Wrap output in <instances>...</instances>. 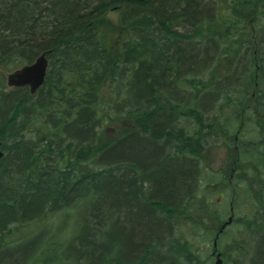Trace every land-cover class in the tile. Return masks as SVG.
<instances>
[{
    "label": "trees",
    "instance_id": "trees-1",
    "mask_svg": "<svg viewBox=\"0 0 264 264\" xmlns=\"http://www.w3.org/2000/svg\"><path fill=\"white\" fill-rule=\"evenodd\" d=\"M0 147V264H264V0H0Z\"/></svg>",
    "mask_w": 264,
    "mask_h": 264
},
{
    "label": "water",
    "instance_id": "water-1",
    "mask_svg": "<svg viewBox=\"0 0 264 264\" xmlns=\"http://www.w3.org/2000/svg\"><path fill=\"white\" fill-rule=\"evenodd\" d=\"M47 53L49 50L43 51L38 54L33 61L25 63L22 66L13 69L6 74V83L8 86H24L28 85L30 93H34L37 88L43 83L46 74V68L48 65ZM3 151L0 147V157ZM232 220L230 215L225 221H223L218 227L217 233L213 238V249L214 253L216 251V241L218 234L223 230V228L229 224ZM216 259L214 264H221L222 259L220 258V253H215Z\"/></svg>",
    "mask_w": 264,
    "mask_h": 264
},
{
    "label": "rangeland",
    "instance_id": "rangeland-1",
    "mask_svg": "<svg viewBox=\"0 0 264 264\" xmlns=\"http://www.w3.org/2000/svg\"><path fill=\"white\" fill-rule=\"evenodd\" d=\"M103 24L107 27H109L114 33L115 30H117L118 32H120L119 30L121 29V26L118 22V12L116 10H109L105 15H104V22ZM219 28V24L218 23H203L200 27V32L202 33H207V32H214ZM221 29L223 30V26H221ZM13 70V69H12ZM10 70V71H12ZM10 71H4V80H3V85H4V89H10V87H7L6 85V74ZM220 163V159L217 157L216 159V163L217 165H219ZM258 227H256L257 229ZM250 229L249 228H242L240 235L241 238H245L246 242H248V244L246 245V247L244 248V250L241 252V254L243 253L241 259L243 260L244 258L247 259V255L244 254L246 252H249L250 249L249 246L250 244L253 242V235L254 233L249 234ZM243 233V234H242ZM244 235V236H242ZM219 242V241H218ZM224 239H220V243H218L217 247L218 250L220 252H224L226 251L225 246L229 243L228 241H226V245L223 243ZM211 247V246H210ZM210 248H209V252H210ZM205 258V256H202ZM223 258V255H222ZM215 261V257H211L209 260H207V262H205L204 260L202 262H200V264H214ZM245 264V261L243 262ZM229 264H231V262H229Z\"/></svg>",
    "mask_w": 264,
    "mask_h": 264
},
{
    "label": "flooded vegetation",
    "instance_id": "flooded-vegetation-1",
    "mask_svg": "<svg viewBox=\"0 0 264 264\" xmlns=\"http://www.w3.org/2000/svg\"><path fill=\"white\" fill-rule=\"evenodd\" d=\"M217 251H219L218 248H217V250L215 251V253H217ZM221 253H222V252H221ZM211 254H212V256H213V250H211ZM222 255H223V253H222Z\"/></svg>",
    "mask_w": 264,
    "mask_h": 264
},
{
    "label": "bare ground",
    "instance_id": "bare-ground-1",
    "mask_svg": "<svg viewBox=\"0 0 264 264\" xmlns=\"http://www.w3.org/2000/svg\"><path fill=\"white\" fill-rule=\"evenodd\" d=\"M47 51V50H46Z\"/></svg>",
    "mask_w": 264,
    "mask_h": 264
}]
</instances>
